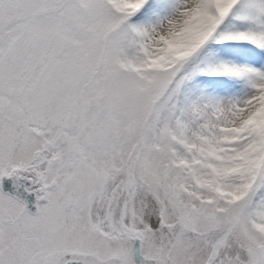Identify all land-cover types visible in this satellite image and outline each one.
<instances>
[{"label": "snow or ice", "instance_id": "1", "mask_svg": "<svg viewBox=\"0 0 264 264\" xmlns=\"http://www.w3.org/2000/svg\"><path fill=\"white\" fill-rule=\"evenodd\" d=\"M0 264H264V0H0Z\"/></svg>", "mask_w": 264, "mask_h": 264}]
</instances>
